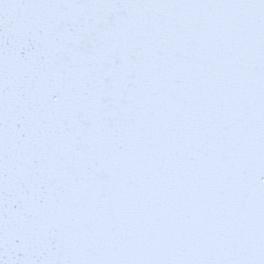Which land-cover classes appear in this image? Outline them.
I'll return each instance as SVG.
<instances>
[{
	"label": "snow or ice",
	"instance_id": "obj_1",
	"mask_svg": "<svg viewBox=\"0 0 264 264\" xmlns=\"http://www.w3.org/2000/svg\"><path fill=\"white\" fill-rule=\"evenodd\" d=\"M0 264H264V0H0Z\"/></svg>",
	"mask_w": 264,
	"mask_h": 264
}]
</instances>
